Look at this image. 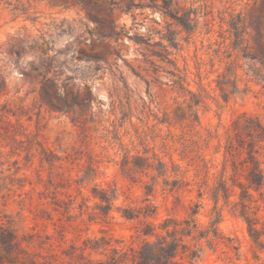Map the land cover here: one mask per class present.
I'll return each instance as SVG.
<instances>
[{
    "label": "rangeland",
    "instance_id": "374dc122",
    "mask_svg": "<svg viewBox=\"0 0 264 264\" xmlns=\"http://www.w3.org/2000/svg\"><path fill=\"white\" fill-rule=\"evenodd\" d=\"M134 1L0 0V264H136L166 218L197 203L207 223L221 177L219 238L182 243L201 247L194 264H264V188L244 178L250 150L264 171V143L232 125L264 128L260 64L234 34L264 67V0H174L198 17L189 31ZM45 52L66 66L41 84L29 62Z\"/></svg>",
    "mask_w": 264,
    "mask_h": 264
},
{
    "label": "trees",
    "instance_id": "16d2710c",
    "mask_svg": "<svg viewBox=\"0 0 264 264\" xmlns=\"http://www.w3.org/2000/svg\"><path fill=\"white\" fill-rule=\"evenodd\" d=\"M160 1V2H159ZM151 8L157 9L160 13L165 16L169 17L179 24L183 29L189 31L192 26H195L197 23V15L194 14V17H191L190 12H182L179 14L180 6L174 0H151ZM145 3L135 2L134 0H129L127 4V8H140L143 7ZM175 6L174 8H170V6ZM177 9V12L174 10ZM243 25V24H242ZM241 25V27H242ZM239 27L236 30L235 34V48H238L240 52H242L243 57H248L251 60H255L259 62L260 67L258 69H250L252 75L258 82L264 81V67L263 61L258 59L256 56H250L246 53V44L245 38L243 33L245 32V27L241 30ZM62 31H64L62 29ZM39 39L44 40L43 36H40ZM162 40H165L167 44H164ZM155 45H159L162 47L163 51L168 54V46L175 47L176 40L173 37V33L170 30L167 31L166 34L161 33V41L155 42ZM45 58L39 62L35 63V61L29 62V66L31 70L37 72V76L40 77V83H48L53 81V79H58L59 74H57V70L55 68H63L66 64L62 61H56V56L49 57L47 53H43ZM74 55V52L71 56ZM158 56H161L158 54ZM97 59V58H95ZM58 65V66H57ZM176 67L170 73L175 77L173 79V83L176 84L178 89H184L182 82V76L176 71ZM263 72V73H262ZM52 73V77H49L48 74ZM5 83L3 86H0V92L5 89ZM264 88V84H262ZM233 127L237 130L236 133L241 132L240 129L245 128L246 130L254 131L255 135L258 137L259 141L264 143V128L263 126L252 119L244 118L242 119L240 116L235 118L232 122ZM238 138L240 134H237ZM241 140V139H239ZM231 145H225V152L229 153L228 148ZM248 158L250 165L247 167V171L244 174V178L247 184L246 193H248V189H252L254 191L259 192L262 194V189L264 188V171L260 166L258 160L255 159L252 150L248 153ZM160 166H162V171H158L159 174H166L167 168L165 162H160ZM173 170H178L180 166L174 162H172ZM207 172V170H206ZM165 185L169 184L168 179L165 181ZM174 181L170 182L173 188H176L177 184H173ZM171 189V190H172ZM228 193V188L226 187L224 179L221 177L217 184L211 187V199L213 201V206L209 213V219L205 225H202L200 222L197 221L195 215L198 212L199 204L195 203L193 205L194 209H192L191 213H189V218L183 219L181 222L177 221H169L166 218L159 226L162 232H156L154 229L148 232L147 234L151 236H155V240L153 241H145L144 245L147 247V250L144 251L141 249L136 250L135 254L133 255V262L136 264H183V258L187 259L188 264H194V260L198 257L201 247L188 248L182 240L184 237H190L192 240L199 242L204 240L210 246L217 241L220 236V231L218 228V224L221 220L222 213L220 208L218 207L217 203L219 200V196H225ZM249 194V193H248ZM250 195V194H249ZM198 196L202 197V193L198 192ZM264 201V197H263ZM124 216L127 218H132L128 212L123 213ZM176 256H179V260L176 261Z\"/></svg>",
    "mask_w": 264,
    "mask_h": 264
}]
</instances>
